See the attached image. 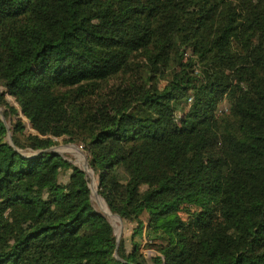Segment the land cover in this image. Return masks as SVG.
Returning <instances> with one entry per match:
<instances>
[{
  "label": "trees",
  "instance_id": "16d2710c",
  "mask_svg": "<svg viewBox=\"0 0 264 264\" xmlns=\"http://www.w3.org/2000/svg\"><path fill=\"white\" fill-rule=\"evenodd\" d=\"M0 87V264H147L62 137L154 264H264V0H0Z\"/></svg>",
  "mask_w": 264,
  "mask_h": 264
},
{
  "label": "rangeland",
  "instance_id": "374dc122",
  "mask_svg": "<svg viewBox=\"0 0 264 264\" xmlns=\"http://www.w3.org/2000/svg\"><path fill=\"white\" fill-rule=\"evenodd\" d=\"M3 91H4L3 88L0 87V92ZM7 99L9 100L10 104L19 111V113L16 116H14L13 119L14 120L19 119L22 122H24L26 127L25 132L27 134H37L36 131L33 129L31 123L20 111L16 100L10 96H7ZM228 108H229L228 103L224 102L219 107V112L226 111ZM3 111L4 110L0 108V113H2V115H3ZM2 119H4L5 123H7V125L9 126V122L6 120L4 116H2ZM55 140H56V145L52 149H54V151L57 152V154L64 157L74 166L79 167L80 170L84 169L83 164L85 163L88 169L92 172V174L87 178L89 179L91 199L95 209L103 213L101 209V206L103 204V206H105L107 211L111 213L108 209L106 202L99 195V189L101 186L99 178L95 174V172L89 167V163H88L89 156L90 154H92L94 149H92L90 145L81 141L80 139L62 137ZM70 174L71 171H68L66 175L65 174L61 175L60 182L66 184L68 182ZM99 203L101 204V206ZM139 220L142 222V230H139V225L137 222H126L124 220H119L117 217H111L110 222L114 227L116 237L120 239V242L124 240L128 252L133 253L134 249H136L139 254H142L145 257L147 264H154L153 259L156 256L160 255L159 248L157 245L153 244L147 236L148 235L147 216L139 214Z\"/></svg>",
  "mask_w": 264,
  "mask_h": 264
},
{
  "label": "water",
  "instance_id": "95a60500",
  "mask_svg": "<svg viewBox=\"0 0 264 264\" xmlns=\"http://www.w3.org/2000/svg\"><path fill=\"white\" fill-rule=\"evenodd\" d=\"M3 121H4V119H3ZM9 141L12 142L11 137H9ZM50 151L55 152L54 149H50ZM55 153H57V152H55ZM82 171L86 174L87 177L90 176L85 169H82ZM91 178H93V177H91ZM103 214H105L107 217H117L119 220H122L119 216L113 215L112 213L106 214L105 212H103ZM119 242H120V239L117 237V244H119Z\"/></svg>",
  "mask_w": 264,
  "mask_h": 264
},
{
  "label": "bare ground",
  "instance_id": "6f19581e",
  "mask_svg": "<svg viewBox=\"0 0 264 264\" xmlns=\"http://www.w3.org/2000/svg\"><path fill=\"white\" fill-rule=\"evenodd\" d=\"M86 171H87V173L89 174V175H91V171L88 169V167H87V165L85 166V168H84ZM100 204V203H99ZM100 206H101V204H100ZM101 209H102V211H104V207H103V204H102V206H101ZM109 214V213H108ZM109 219H111V217H109Z\"/></svg>",
  "mask_w": 264,
  "mask_h": 264
}]
</instances>
